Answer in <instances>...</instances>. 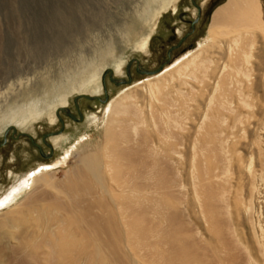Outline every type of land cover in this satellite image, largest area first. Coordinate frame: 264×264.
I'll return each instance as SVG.
<instances>
[{"label":"rangeland","instance_id":"1","mask_svg":"<svg viewBox=\"0 0 264 264\" xmlns=\"http://www.w3.org/2000/svg\"><path fill=\"white\" fill-rule=\"evenodd\" d=\"M226 1L196 0L199 11L191 0H178L175 10L170 7L154 17L161 8L157 0H0V90L9 99L1 101L2 112L16 108L21 115L28 112L27 104L38 107L37 118L26 124L20 119L0 122V144L9 127L17 129L16 133L11 129L0 145V196L40 164L62 158L80 136L85 138L65 166L51 171L54 183L35 189L38 199L21 197L19 206L2 210L7 214L0 221L10 218L19 227L32 224L36 214L30 210L31 200L86 213L89 202L97 200L82 198L83 183L79 182L80 190L74 189L75 167L82 154L102 151L109 102L131 93L135 101L125 118L141 123L137 129L123 123L116 133H122L124 147L134 150L125 161L133 169L115 174L110 185L115 189L146 185L143 175L148 170L137 165L148 160L155 176L153 199L164 203L163 213L170 209L169 224L192 234L185 253L191 261L264 264V0L262 28H224V35L212 39V16ZM194 22L195 32L188 36ZM184 37L168 58L172 46ZM190 50L191 55L201 52L202 58L211 59L209 68L194 77H176L152 96L148 79L155 82ZM132 61L130 82L111 80V73L128 79ZM120 63L122 70L117 72ZM86 70H100L96 85L73 89L74 75ZM106 70L110 71L103 81ZM26 75L36 89L22 97L25 88L19 91L11 84ZM104 84L106 103L79 96L105 100ZM65 106L79 120L63 110L59 117L57 111ZM22 131L28 135L19 136ZM58 137L67 140L56 145ZM151 217L155 225L157 219ZM6 232L18 235L19 229ZM152 240L147 235L138 238L133 251L126 252L132 256L122 255L116 264H163L152 257Z\"/></svg>","mask_w":264,"mask_h":264},{"label":"bare ground","instance_id":"2","mask_svg":"<svg viewBox=\"0 0 264 264\" xmlns=\"http://www.w3.org/2000/svg\"><path fill=\"white\" fill-rule=\"evenodd\" d=\"M157 1H160L161 8L154 12V17L170 7L175 10V2L178 0ZM261 15V0H227L214 11L209 27L210 38L216 39L220 35H224L226 33L224 28H227V31L228 29L235 31L238 27L243 26L262 28ZM146 46L147 42L145 41L143 48ZM190 53L191 51L181 56L182 58L176 60L177 62L174 61L172 66L168 65L156 77L155 82L151 78L148 79L149 92L152 96L168 87L176 77L185 75L194 77L201 69L209 68L208 62H212L211 59L202 58L201 52L192 55ZM79 66H82L81 63ZM121 68L122 63L117 66L116 71L120 72ZM76 75L71 80L73 89L88 90L90 86L96 85L98 82L100 70L92 73L86 70L79 76ZM76 77H79L78 81ZM32 80V77L26 75L18 81H14L11 86L16 87V90L19 91L21 88H25L22 97L27 94L33 95L36 86ZM8 100V93L0 90V104L1 101ZM134 101L135 98L131 93H125L119 99L109 102L105 113L107 125L102 151L82 154L75 167L74 172L78 183L73 184L76 186L74 189L80 190V183H83L81 188L84 196L82 198L96 197V203L89 202L86 213L82 215L77 211L78 208L71 209V207H64L59 203L57 207L49 206L46 203L37 204L36 200H31L33 206L30 210L36 214L32 224L27 227H19L10 218L0 221V264H116L120 263L122 255L127 254L128 257H131V253H126L127 250L133 251L137 239L145 235L154 238L151 243L149 242V247L153 250L152 257L157 258L161 263L196 264L195 261H191V256L185 254L186 242L192 234L183 233L169 224L170 209L168 208V211L163 213L161 204L164 203L152 197V181L155 176L150 168L153 165L148 160H143L137 165L148 170L143 175L147 181L146 185L121 186L119 189L110 185L115 174L116 177L121 176L124 170L133 169V166L125 165V161L128 160L130 154H133L134 150L123 146V135L116 131L118 128L122 130L120 126L123 123L132 124L134 129H137L141 123V121L136 122L133 118H125L130 114L128 107L133 105ZM61 103L65 104L66 101ZM1 106L0 122L20 119L21 124H26L37 118L38 107L36 104L33 106L27 104L28 112L21 115L18 113L20 110H16V108L3 113ZM50 118L54 120L52 113ZM125 127L127 126L124 125L123 129ZM84 139V136H80L76 144L64 150L62 158L53 163L40 164L23 176L18 183L6 191V194L0 196V216L7 214L2 211L3 209L19 206V199L23 196L28 197L27 199H38L34 196L35 189L39 185L54 183L50 176L51 171L65 166L73 149ZM66 140V138L58 137L54 142L59 145ZM70 191H72V187H70ZM136 194L138 197L135 196ZM25 203L27 204V202ZM60 210H64L66 215L62 214ZM151 215L157 219L155 225L151 224ZM7 228H18L19 234H10L6 232ZM11 240L16 241L15 244H12Z\"/></svg>","mask_w":264,"mask_h":264},{"label":"water","instance_id":"3","mask_svg":"<svg viewBox=\"0 0 264 264\" xmlns=\"http://www.w3.org/2000/svg\"><path fill=\"white\" fill-rule=\"evenodd\" d=\"M191 1H192V3L197 7V9L200 11V10H201V5H199V4L196 2V0H191ZM134 61H136V62L138 63V65H139V61H138V59H135ZM134 61H132L131 63H129L128 66H127V75H128V79H116V78L113 76V74L111 73V75H110L111 80H113L115 83H118V84H119L120 82H122V83L130 82L131 79H132V76H131V74H130V65H131ZM109 71H110V70H106L105 73H103V81H104V77L106 76V74H107ZM139 72H141V73H147V74L152 73L151 71H141V70H140ZM104 89H105V95H106V99H105V100L101 99L99 96H96V95H93V96H92V95H79V96H86L87 98H89V99H91V100H94L95 98H98V99L101 100L102 102L106 103L107 100H108V93H107V90H106V86H105V84H104ZM79 96H76V97H75L74 102H75L76 107L78 108V112H79V114H80V119H82V118H83V113H82V111H81V109H80V107H79V103H78ZM61 110L66 111V113H67L69 116H71L73 119H75V120H79L78 117H76L75 115H73L72 111H71L68 107H65V108L59 109V110L57 111V114H58L59 117H60V111H61ZM60 119H61V118H60ZM61 120H62V122H63V119H61ZM11 129H13L14 133L17 132V129H16L14 126L9 127V128L6 130V133H5V141H4V143H2V144H0V145L5 144V142L7 141V137H6V136H7L8 132H9ZM22 135H28V133L22 131V132L19 133V136H22Z\"/></svg>","mask_w":264,"mask_h":264},{"label":"flooded vegetation","instance_id":"4","mask_svg":"<svg viewBox=\"0 0 264 264\" xmlns=\"http://www.w3.org/2000/svg\"><path fill=\"white\" fill-rule=\"evenodd\" d=\"M176 12V11H175ZM195 23L196 22H194L193 23V26H192V29H191V31H190V33H189V35L188 36H190L191 34H193L194 32H195ZM187 36V37H188ZM187 37H184L178 44H176V45H174V46H172V48L170 49V51H169V54H168V58H170L171 56H172V51H174V50H176V49H178L179 47H181L182 46V44L184 43V41L187 39ZM191 51V50H190ZM189 52V51H188ZM187 52H185V54H186ZM184 55V54H183ZM171 61V60H170ZM170 65V64H169Z\"/></svg>","mask_w":264,"mask_h":264}]
</instances>
